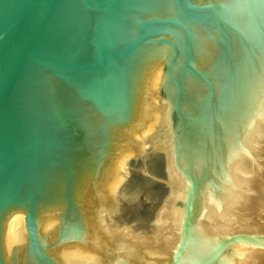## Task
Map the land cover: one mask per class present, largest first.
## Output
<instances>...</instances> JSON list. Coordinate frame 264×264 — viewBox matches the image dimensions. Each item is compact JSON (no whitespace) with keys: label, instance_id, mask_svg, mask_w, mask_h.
I'll list each match as a JSON object with an SVG mask.
<instances>
[{"label":"water","instance_id":"1","mask_svg":"<svg viewBox=\"0 0 264 264\" xmlns=\"http://www.w3.org/2000/svg\"><path fill=\"white\" fill-rule=\"evenodd\" d=\"M264 0H0V264H264Z\"/></svg>","mask_w":264,"mask_h":264},{"label":"rangeland","instance_id":"2","mask_svg":"<svg viewBox=\"0 0 264 264\" xmlns=\"http://www.w3.org/2000/svg\"><path fill=\"white\" fill-rule=\"evenodd\" d=\"M261 221L264 223V211L260 215Z\"/></svg>","mask_w":264,"mask_h":264}]
</instances>
